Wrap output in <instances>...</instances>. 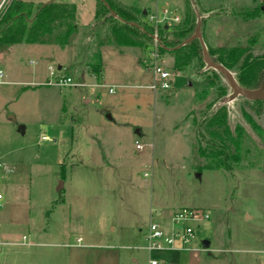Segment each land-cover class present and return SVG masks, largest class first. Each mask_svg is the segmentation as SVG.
I'll return each mask as SVG.
<instances>
[{
  "label": "rangeland",
  "instance_id": "obj_1",
  "mask_svg": "<svg viewBox=\"0 0 264 264\" xmlns=\"http://www.w3.org/2000/svg\"><path fill=\"white\" fill-rule=\"evenodd\" d=\"M73 1L79 21L89 22L94 0ZM118 1L145 11L151 25V16H158L162 22L155 28H174L186 18V0ZM188 1L211 47L238 45L253 57L264 55V0ZM8 2L0 0V13ZM165 8L170 14L163 20ZM257 8L263 11L248 15ZM175 16L178 22L171 19ZM94 23L68 46L73 70L70 55L62 64L57 47L20 44L0 57L2 81L8 82L0 85V162L10 173L8 186L0 183L5 195L0 233L11 231L16 242L26 236L36 243L34 229L60 228L62 211L70 209L60 201L64 184L70 205L85 212L71 224L66 221L67 227L89 230L101 221L105 227L126 226L133 237L128 245L144 256L141 264L148 263L143 247L150 221L169 223L183 208L209 214L208 220L186 223L195 230L189 248L199 250L203 264H264V104L232 98L227 80L204 60L195 58L176 71L170 52H161L159 64L174 74L171 89L150 90L157 79L147 70L155 41L121 52L108 39L109 26ZM98 52L100 80L75 77L77 69L79 75L90 73ZM231 72L237 79V71ZM67 77L82 86L58 84ZM220 106L227 108L231 131L240 126L252 141L254 163L242 160L230 171L211 170L200 157L199 148L206 146L200 125ZM43 132L49 141H41ZM204 240L210 241L208 248ZM43 246L1 245L0 264L32 250H50Z\"/></svg>",
  "mask_w": 264,
  "mask_h": 264
},
{
  "label": "trees",
  "instance_id": "obj_2",
  "mask_svg": "<svg viewBox=\"0 0 264 264\" xmlns=\"http://www.w3.org/2000/svg\"><path fill=\"white\" fill-rule=\"evenodd\" d=\"M186 6V18L182 24L174 28L166 25L155 28L148 23V16L137 7L123 5L118 0H98L95 22L96 25L109 26L108 39L120 48L142 47L145 42H154L153 37L157 36L160 53L170 52L174 56V69L179 71L189 66L195 58L203 61L198 40L180 47L197 28V17L191 10V2L186 0ZM262 11V8H257L248 15H258ZM76 12L75 4L62 0L39 4L32 0H9L0 13V54L22 43L54 44L61 48L69 46L78 33ZM204 41L210 57L216 63L230 71H237V81L242 87L257 89L261 86L264 80V55L253 57L247 47L238 45L213 48ZM93 61L89 65L90 73L100 80L101 52L94 56ZM198 133L206 143L205 147L199 148V155L206 160L208 169L230 171L242 160L255 162L252 141L244 129L238 126L235 132L231 131L226 106L211 112L201 123ZM261 135L264 138V131Z\"/></svg>",
  "mask_w": 264,
  "mask_h": 264
},
{
  "label": "crops",
  "instance_id": "obj_3",
  "mask_svg": "<svg viewBox=\"0 0 264 264\" xmlns=\"http://www.w3.org/2000/svg\"><path fill=\"white\" fill-rule=\"evenodd\" d=\"M52 1L55 0H37L36 2L35 1L34 2L36 4H39V3H49ZM64 1L75 4L77 8L76 18L78 24V33L74 37H77L79 33L82 34V32L85 29H88L89 27L92 28L93 23L95 22V13L97 10L96 0H94V4L92 8V18L89 22L86 23H81L79 21V16H78L79 8L77 7L78 3H76L73 0H64ZM165 9L168 10V8ZM22 44H26V43H22ZM28 45H40V44H28ZM43 46L60 48L61 51H63L62 64H65L67 56L69 54L71 61L68 66L69 69L73 68L74 58L71 54L72 52L70 47L67 46L65 48H61L60 46L54 44H47ZM120 51L123 52L121 48ZM8 52H6L7 56H8ZM3 54L5 53L0 54V57ZM48 60L52 61L53 60L52 56L47 57V61ZM31 64L36 65V62L33 61L31 62ZM62 68H63L62 66L59 67V70H61ZM77 70L74 71L75 77L76 76L81 77L82 79L86 77H94L96 79L94 75L88 72H86V74L82 73L81 75H79V71ZM1 72L3 73V77L0 78V85L7 84L8 82L2 81L5 75V70L0 68V73ZM43 133L47 135L46 132ZM42 142H46V141H42ZM9 176L10 173L8 170L6 171L3 170L2 173L0 174V183L3 184L4 187L8 186V182L10 179ZM58 190L61 191L62 193L60 195V201L68 205V207L70 208L69 210L64 209L62 211V217H63L62 223L64 224H59L60 228L47 226V228H43V230L39 229V231L34 229L32 236L34 239L39 240L36 243L35 242L28 243V238L26 236L22 237L21 242H16V240H14V234L11 231L0 233V241H1L0 246L20 245V246L31 247L34 245L36 246L44 245L43 247H46L45 245H47L50 248V250H34V251L32 250L30 254H27V256H16L12 264H141L142 258L144 256H141L142 254L140 253H136L135 252L137 251L136 248H132L130 247V245H128V242L132 241L133 238L132 235L131 234L129 235V232L126 230L128 229V227L115 223H110L109 225H107V227H105L104 221L97 223L94 227L90 228L89 230H87L85 227L82 226L70 227L69 225L67 227L68 222L66 221H69V223L71 224L72 219L74 220L77 219L80 216V214L85 212L81 211L79 207H72L70 205V202L68 201V198L65 195L66 188L64 187V184L61 185V187H59ZM0 193L3 195L5 200V195L2 192ZM158 222L165 223L164 221L161 220H159ZM165 224H168V222ZM140 231L142 232V229H140ZM145 237H144V241H145ZM54 240H59L60 242L62 241L64 243L62 244L51 243ZM129 250H131V252H129ZM191 250H192L191 248H188L186 250L183 249L167 250L158 254H154L153 256H147L148 258L147 264H149L151 258L158 260L161 264H203L202 263L203 256L199 255L200 253L199 250L197 249L196 250L197 252L193 251L194 253Z\"/></svg>",
  "mask_w": 264,
  "mask_h": 264
},
{
  "label": "built area",
  "instance_id": "obj_4",
  "mask_svg": "<svg viewBox=\"0 0 264 264\" xmlns=\"http://www.w3.org/2000/svg\"><path fill=\"white\" fill-rule=\"evenodd\" d=\"M169 10L165 9L161 12L163 16V20L169 19ZM173 21L178 22L179 17L175 16L171 18ZM152 23L157 27L162 20L159 19L158 16H151ZM155 41V51L151 53L152 64L148 67V71H151L153 75L157 78L154 83L148 88L153 91L163 90L168 91L172 87V78L174 74L168 69L164 68L159 64L160 51L159 47V39L157 36H154ZM53 75V73H52ZM3 77V73H0V78ZM50 83V82H49ZM48 83V84H49ZM63 87H71V86H82V84H76L73 82L71 77L62 78L58 81ZM109 92L112 93L113 89L110 88ZM42 141H49L48 136L43 133L41 137ZM143 147L140 144H137V149L141 150ZM4 170V165L0 162V174ZM4 197L0 193V207L2 206ZM209 214L207 212L183 208L176 211L170 222L168 224L151 221L148 226V233L145 237V246L143 247L149 254V256H153L154 254L161 253L167 250H175V249H183L186 250L189 248V245L195 238V230L187 225L186 223L189 221H202L208 220ZM1 244V241H0ZM149 264H161L156 259H150Z\"/></svg>",
  "mask_w": 264,
  "mask_h": 264
},
{
  "label": "water",
  "instance_id": "obj_5",
  "mask_svg": "<svg viewBox=\"0 0 264 264\" xmlns=\"http://www.w3.org/2000/svg\"><path fill=\"white\" fill-rule=\"evenodd\" d=\"M114 15V13H112ZM146 14V12H144ZM154 38V37H153ZM198 40L200 42V45L202 47V52H203V60L207 66V68L212 69L218 73H220L224 78L227 80L228 84L233 90L232 98H236L238 96H241L249 101L253 102H264V80L261 84V86L257 89H246L242 87L237 79L235 78L234 74L227 69L225 66L222 64L216 63L209 54L208 48L204 42L203 39V34L201 32V21L199 19V22L197 24V28L193 36H191L188 40L183 42L180 47L185 46L189 44L190 42ZM203 245L205 247L210 246V241L209 240H204Z\"/></svg>",
  "mask_w": 264,
  "mask_h": 264
}]
</instances>
